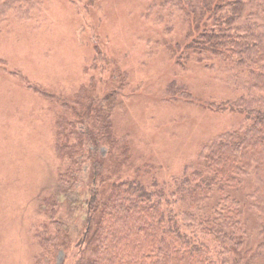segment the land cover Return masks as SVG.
I'll use <instances>...</instances> for the list:
<instances>
[{"label":"rangeland","instance_id":"rangeland-1","mask_svg":"<svg viewBox=\"0 0 264 264\" xmlns=\"http://www.w3.org/2000/svg\"><path fill=\"white\" fill-rule=\"evenodd\" d=\"M170 3L0 0V264H37L42 225L44 234H55L59 220L75 238L94 176L108 193L129 180L163 188L164 197L176 189L178 220L215 260L264 264L254 169L230 194L226 187L243 211L242 261L199 226L220 201L218 187L194 216L180 190L187 174L204 169L207 148L251 124L220 108L263 98L251 84L254 65L237 66L202 42L218 14L208 11L199 21ZM248 7L246 17L260 9ZM99 138L107 140L94 143ZM70 156L75 189L57 206L46 203V212ZM55 264H65L63 252Z\"/></svg>","mask_w":264,"mask_h":264},{"label":"trees","instance_id":"trees-1","mask_svg":"<svg viewBox=\"0 0 264 264\" xmlns=\"http://www.w3.org/2000/svg\"><path fill=\"white\" fill-rule=\"evenodd\" d=\"M166 1L199 21L208 11L218 14L219 22L214 29H206L201 34L202 42L214 45L218 55L237 66L254 65L250 72L251 84L263 93L262 99L241 97L220 108L244 114L251 124L243 131L228 133L207 148L204 169L187 174L180 189L187 194L188 209L194 216L211 197L215 185L218 187L220 201L209 216L200 220L199 226L203 232L228 244L238 256L237 261H242L243 211L239 202L229 197L226 187L230 194L232 187L241 185V175L254 169L259 178L255 206L264 225V0ZM251 4L260 8L259 12H252L256 18L251 17L252 13L248 14L250 17L245 16ZM106 140L99 138L94 143ZM95 147L99 150L100 144ZM63 148L67 147L59 146L60 151ZM70 157L71 162L60 174L57 191L45 201L46 212V203L57 206L75 189L76 161ZM174 192L180 196L176 189ZM165 194L163 188L150 190L136 180L117 182L108 193L94 176L88 198L82 205L85 217L78 225L75 238L70 226L59 220L55 234L51 231L44 234L42 225L36 235L41 248L36 263L46 264L43 259L46 256L55 264L63 252L65 264H231L227 258L219 263L206 243L189 234V228L183 220H178L172 208L175 194L164 197Z\"/></svg>","mask_w":264,"mask_h":264}]
</instances>
